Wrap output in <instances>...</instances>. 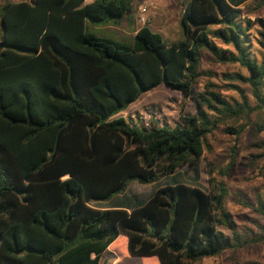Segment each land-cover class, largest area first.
Masks as SVG:
<instances>
[{
	"label": "trees",
	"instance_id": "16d2710c",
	"mask_svg": "<svg viewBox=\"0 0 264 264\" xmlns=\"http://www.w3.org/2000/svg\"><path fill=\"white\" fill-rule=\"evenodd\" d=\"M134 2L0 4V264H101L108 251L134 264H198L264 245V229L235 227L229 190L216 177H230L238 147L225 170L211 169L209 192L175 184L132 209L94 206L135 181L150 185L199 167L220 126L237 143L252 125L264 132V20L243 17L245 0H190L186 41L175 45L148 25L133 44L88 31L120 26ZM203 53L247 69L248 77L226 78L250 86L253 100L230 102L213 83L200 92ZM161 85L192 98L195 115L182 106L172 128L119 116ZM258 211L264 216V205Z\"/></svg>",
	"mask_w": 264,
	"mask_h": 264
},
{
	"label": "rangeland",
	"instance_id": "374dc122",
	"mask_svg": "<svg viewBox=\"0 0 264 264\" xmlns=\"http://www.w3.org/2000/svg\"><path fill=\"white\" fill-rule=\"evenodd\" d=\"M22 0H0L4 2H18ZM147 0H135L132 10L123 19L120 26H89L88 31L98 36L111 37L116 40L133 44L135 31L148 25L154 32L160 34L168 45L180 44L186 41L182 18L185 6L190 0H154L155 4L150 9L147 24L140 20L139 7ZM264 0H245L240 7L244 18L255 22L256 19L264 20V7L258 5ZM219 46L228 49L227 46L217 42ZM256 51V45H253ZM200 70L202 75L197 79L200 92L206 91V85L213 83L223 98L230 102L241 101L245 97L252 98V88L237 83H229L227 75L241 74L248 77L247 69L238 65H222L208 54L201 55ZM235 86V87H233ZM184 106V115L194 116L196 104L192 98H186L181 92L175 91L165 85H161L151 92L144 94L140 100L132 104L125 114L127 121L131 119L149 125L150 119H157L162 126L174 127L181 124L180 108ZM212 118L218 115L209 111ZM224 126H220L214 135L209 137L211 151L205 153V157L199 167L180 168L174 175L163 178L160 182L142 185L133 182L124 195H119L107 202L94 204L101 209L135 208L136 205L146 202L157 189L175 184H186L210 191V171L213 168L225 170L233 147H238L237 158L231 170L230 177L222 178L218 173L216 177L224 182L229 190L226 200V208L230 212L232 221L238 230H249L261 233L264 229V216L258 211L264 205V150L256 147L264 142V132L258 133L255 125L247 128L238 143L235 136L228 134ZM256 157L259 162L254 164ZM210 163V164H209ZM230 234L227 228L221 229ZM121 245V244H120ZM119 245V246H120ZM119 251H108L102 258L101 264H134V259H127L118 255ZM153 258L149 262L154 261ZM148 260V259H147ZM153 263V262H152ZM198 264H264V245H253L238 251H226L218 258L202 261Z\"/></svg>",
	"mask_w": 264,
	"mask_h": 264
},
{
	"label": "built area",
	"instance_id": "2783aa9c",
	"mask_svg": "<svg viewBox=\"0 0 264 264\" xmlns=\"http://www.w3.org/2000/svg\"><path fill=\"white\" fill-rule=\"evenodd\" d=\"M155 1L154 0H147L143 4L140 5L139 7V13H140V20L142 24H147L148 20V15L150 12V9L154 7Z\"/></svg>",
	"mask_w": 264,
	"mask_h": 264
},
{
	"label": "crops",
	"instance_id": "0c3cea01",
	"mask_svg": "<svg viewBox=\"0 0 264 264\" xmlns=\"http://www.w3.org/2000/svg\"><path fill=\"white\" fill-rule=\"evenodd\" d=\"M136 33H137V31H135L133 34L136 35ZM126 112H123L122 114H125ZM123 117L125 118V116H123Z\"/></svg>",
	"mask_w": 264,
	"mask_h": 264
}]
</instances>
